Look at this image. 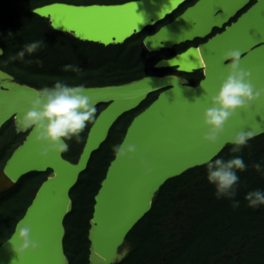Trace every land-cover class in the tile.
I'll use <instances>...</instances> for the list:
<instances>
[{"label": "water", "instance_id": "1", "mask_svg": "<svg viewBox=\"0 0 264 264\" xmlns=\"http://www.w3.org/2000/svg\"><path fill=\"white\" fill-rule=\"evenodd\" d=\"M185 1L126 0L89 4L53 1L32 11L47 18L56 31L69 33L79 40L109 45L122 43L159 23ZM248 2L195 0L142 38L146 50L157 51L203 38L213 28L223 27L204 42L160 58L153 65L155 68L174 67L183 73L199 70L202 78L196 84L191 85L175 74H163L146 75L120 84L84 86L85 94L95 106L100 103L105 106L90 124L75 162L54 151L42 154L31 129L19 130V118L29 106V100L37 91L48 87L19 83L0 69V127L12 119L16 132H26L2 166L0 191L11 187L28 172L49 170L12 233L0 244V264L68 263L63 249V220L72 206L70 189L117 118L136 108L151 93L157 92L156 97L132 117L119 142L136 145L137 152L131 160L127 155L117 159L114 154L93 197L88 228L89 264H112L125 256L128 248L120 247L126 234L150 209L155 193L167 179L209 162L225 145L232 144L230 136L241 130H251L256 133L254 136L264 133V95H261L250 108L238 110L237 115L229 119L218 143H206L201 138L206 130L201 123L202 114L210 106L209 97L218 91L230 63L221 60L224 52L239 49L241 67L251 72V82L257 89H264V0H255L227 23ZM132 5H137L136 9ZM139 157L151 166V174H144ZM19 223L31 225V237L43 242L41 249L26 253L22 259L9 243Z\"/></svg>", "mask_w": 264, "mask_h": 264}, {"label": "trees", "instance_id": "2", "mask_svg": "<svg viewBox=\"0 0 264 264\" xmlns=\"http://www.w3.org/2000/svg\"><path fill=\"white\" fill-rule=\"evenodd\" d=\"M53 1L73 4L119 3L126 0H0V69L15 81L35 88L55 85L101 86L129 82L146 75L178 72L174 67L155 68L160 58H167L184 49V45L148 51L142 45L144 35L165 23L194 0H187L159 23L148 26L119 44L102 45L83 41L73 35L54 30L33 8ZM219 31L215 28L212 33ZM202 40V39H198ZM40 41L41 46L23 60H9L26 44ZM80 70H66V65ZM188 75L191 85L201 78L199 70ZM157 93L149 94L136 108L124 112L110 127L106 139L91 153L86 168L70 189L71 209L63 225V249L67 264H89V219L93 197L114 156L132 117L147 106ZM105 106L97 104L96 114ZM88 122L81 140L66 141L69 149L64 158L75 162L82 149ZM26 132H16L12 119L0 127V171L12 150ZM233 144L225 145L211 160L227 161L237 156L246 164L236 170L239 180L235 195L217 196L214 183L207 179V163L187 169L167 179L155 193L150 209L134 224L125 237L128 251L112 264H264V204L250 207L246 195L264 192V133L254 136L240 152H232ZM260 164L259 170L253 167ZM45 172L31 171L22 175L11 187L0 191V244L12 233ZM238 201L239 205L234 206Z\"/></svg>", "mask_w": 264, "mask_h": 264}, {"label": "clouds", "instance_id": "3", "mask_svg": "<svg viewBox=\"0 0 264 264\" xmlns=\"http://www.w3.org/2000/svg\"><path fill=\"white\" fill-rule=\"evenodd\" d=\"M136 9L137 5H132ZM41 46L40 41L26 44L23 50L16 55L10 56L9 60H17L32 54ZM3 55V50H0ZM221 60H228L227 74L221 78L218 91L209 97L210 106L207 107L201 118V123L206 129L202 133V140L206 143L216 144L225 132V125L229 119L237 115L238 110H247L252 103L264 95V89H257L251 82V72L241 67V51L230 49L224 52ZM66 70L79 71L74 65H66ZM85 87L78 85L69 87L61 81H56L51 88H43L35 93L29 100V106L25 109L23 116L19 118V130L31 129L34 140L41 145L42 154L54 151L61 154L68 151L69 141L75 137L81 140L80 133L83 132L88 122L96 120L97 109L91 97L85 94ZM195 103V102H194ZM256 133L241 130L230 136L229 142L234 145L232 152H240L242 146L254 137ZM113 151L117 159L127 155L131 160L137 152L136 145L122 143L114 145ZM144 166V174L152 172L151 166L139 157ZM244 160L237 156L227 161L222 158L207 163V179L214 183L217 196L235 195L234 186L239 180L236 170L246 169ZM254 168L260 169V164H254ZM250 207L264 204V192L260 190L250 191L246 195ZM239 202L235 201L234 206ZM31 225L17 224L14 234L9 243L12 250L22 259L26 253L34 252L43 247V242L31 237Z\"/></svg>", "mask_w": 264, "mask_h": 264}, {"label": "flooded vegetation", "instance_id": "4", "mask_svg": "<svg viewBox=\"0 0 264 264\" xmlns=\"http://www.w3.org/2000/svg\"><path fill=\"white\" fill-rule=\"evenodd\" d=\"M195 1V0H194ZM193 1V2H194ZM255 0H249V2L244 6V7H242L240 10H238L236 13H235V15H233L232 17H230V19H229V21L227 22V23H229V22H231V21H233V20H235V18L242 12V11H244L249 5H251V3H253ZM192 2V3H193ZM192 3H190V4H188V5H186L184 8H186L187 6H189V5H191ZM180 13V12H179ZM178 13V14H179ZM178 14H176V15H178ZM175 15V16H176ZM174 16V17H175ZM174 17H172L171 19H173ZM171 19H169L168 21H170ZM168 21H166L165 23H167ZM165 23H163V24H165ZM162 25V24H161ZM159 27V26H158ZM157 27V28H158ZM157 28L155 29V30H157ZM223 28V27H222ZM222 28H217V29H219V31H221V29ZM215 28H213L212 29V31H211V33L209 34V35H207V36H205V37H203V38H194L193 40H191V41H185V42H182V43H180V44H177V45H184L185 47H184V49H186L187 47H189V46H196L197 44H199V43H201V42H204L209 36H211V35H213L214 33H216V32H214V33H212L213 32V30H214ZM155 30H153L152 32H150V33H148V34H151V33H153ZM219 31H217V32H219ZM145 36V35H144ZM143 36V37H144ZM198 39H202V40H198ZM175 45H173L172 47H174ZM171 47V48H172ZM183 49V50H184ZM182 50V51H183ZM176 70V69H175ZM177 71V70H176ZM179 72V71H178ZM171 74H175V75H177V76H181V77H183V78H185V79H187L188 80V83L190 84V81H189V77L188 76H186V74H178V73H175V72H173V73H171ZM157 93V92H156Z\"/></svg>", "mask_w": 264, "mask_h": 264}, {"label": "rangeland", "instance_id": "5", "mask_svg": "<svg viewBox=\"0 0 264 264\" xmlns=\"http://www.w3.org/2000/svg\"><path fill=\"white\" fill-rule=\"evenodd\" d=\"M185 74H186V76H190V75H188L189 73H185ZM122 247L126 248V249L128 248V246L125 243L120 248H122Z\"/></svg>", "mask_w": 264, "mask_h": 264}]
</instances>
